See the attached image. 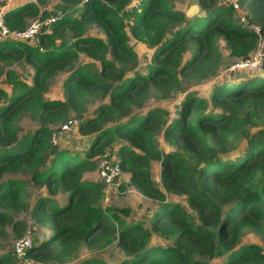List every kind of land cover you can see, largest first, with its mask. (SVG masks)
<instances>
[{
    "label": "trees",
    "instance_id": "1",
    "mask_svg": "<svg viewBox=\"0 0 264 264\" xmlns=\"http://www.w3.org/2000/svg\"><path fill=\"white\" fill-rule=\"evenodd\" d=\"M197 2L193 15L173 0H36L6 13L20 30L35 17L57 18L33 43L0 40V78L11 85L0 86V238L9 225L26 233L14 217L22 211L48 231L20 256L0 253V264H264V245L244 240L264 243V56L261 73L241 68L210 84L224 65L220 41L240 60L264 41V0ZM238 5L259 34L236 16ZM131 38L154 48L146 72ZM16 64L33 68L31 83ZM60 73L63 99H47ZM179 92L173 109L148 105ZM70 116L87 137L81 151L53 143L54 126ZM24 117L39 127L23 133ZM115 144L130 184L156 202L149 227L128 219L130 207L104 206L103 184L84 178ZM6 174L26 175L46 193L30 206L27 181ZM168 192L185 196L194 214ZM113 245L125 255L116 262L81 256Z\"/></svg>",
    "mask_w": 264,
    "mask_h": 264
},
{
    "label": "rangeland",
    "instance_id": "2",
    "mask_svg": "<svg viewBox=\"0 0 264 264\" xmlns=\"http://www.w3.org/2000/svg\"><path fill=\"white\" fill-rule=\"evenodd\" d=\"M4 0H0V10L4 6ZM36 1V0H32ZM58 0H50V3L53 4ZM237 0H219L221 3H236ZM8 3H6L7 5ZM173 5L176 9H179L181 11L186 12L188 15H193L197 12L199 5L197 0H173ZM194 9L193 11V8ZM6 10V9H5ZM246 13V10L244 8H241L239 5L237 6V13L236 16L240 18L241 21H244V15ZM61 15V12L58 11L57 16ZM37 18V17H35ZM35 18L29 19L30 24ZM52 18H57V17H52ZM45 21V20H44ZM91 33L101 36V32L97 27L91 28ZM7 37H3L0 35V40L5 39ZM7 39H13V38H7ZM17 40V39H13ZM19 40V39H18ZM17 40V41H18ZM24 41V40H21ZM35 41V40H34ZM34 41H26L29 43H33ZM130 43L133 45L134 49L138 52L139 57H140V64H139V69L142 72H146V64L151 60L154 48H151L147 46L144 43L138 42L134 40L133 38L130 39ZM220 48L223 52L224 55V65L223 68L220 70L219 76L215 79L210 81V84L217 83V81H222L223 75H227L228 73H232L235 70L241 69L240 67L237 66V63H239L241 60L237 59L235 57H232L230 54V50L226 48L223 42L220 41ZM264 55V41L261 42L259 45L257 51L252 54L250 57L254 58L257 57V60H259V56L262 57ZM255 59V58H254ZM91 61L88 57L85 55H81L80 63H85ZM14 69L18 71L24 78H27L29 83L32 81V76H33V68L31 66H21V65H14ZM261 69L255 70L251 75H256L261 73ZM66 77V73H60L53 81L52 85L49 89V91L45 94V97L47 99H63V81ZM5 78L2 77L0 78V86H2L5 90L10 92L11 90V85L5 82ZM224 79V78H223ZM229 79V80H228ZM228 82L231 83L232 78H228ZM193 89H198L199 91H203L202 85H197V86H192ZM185 88H189V85H185ZM201 89V90H200ZM181 92L175 94L172 98L166 99V100H151L148 105L150 106H163L169 109H173L176 103H178L181 98H182ZM95 106H92L91 109H94ZM69 120H72V125L68 127L66 130H62V124H58L54 126V135H55V142L53 143L57 144L61 148H65L68 150L72 151H81L83 148L85 149L87 147V137L82 135L79 131V121L75 119L73 116H70ZM21 126L23 128V133L27 131H33L37 127H39V123L32 120L29 117H24L21 121ZM159 140L161 141V137H159ZM162 145V143H161ZM160 145V146H161ZM164 145V143H163ZM162 147V146H161ZM119 148V144H115L113 149H108L107 152L102 155L98 156L95 161V166L90 169L88 172L85 173L84 178L86 180H93V181H98L103 184V190H104V196L102 198V203L104 206H116V207H130L132 208V213L128 219L130 220H140L143 221L144 225L149 227V219L150 216L152 215L156 202L153 201L151 198L147 197L144 195L141 191H139L135 186L130 184L131 180V173L127 171H122L120 177L117 179V181L113 185H107L103 183V180L100 176L99 173V164L104 158H108L109 160H119V156L117 155V149ZM160 170L161 166L158 161H152L151 162V173H152V179L156 183L158 187L162 188V178L160 175ZM8 178H22L27 181V187L28 190L31 194L29 196L28 200L30 203V206H33L35 200L39 195L42 193H46L45 189H40L35 187L30 181L29 177L23 174H6L3 179H8ZM2 180V179H1ZM0 180V181H1ZM123 185V186H122ZM57 198L60 200L64 199L62 194H58ZM168 198L170 201L173 202H179L182 204L184 207L187 208L189 212L192 214L193 211L189 207L187 200L185 196H179L172 194L168 192ZM15 220H24L28 224V229L26 230V233L23 234V236H18L14 230L13 226L9 225L8 226V236L4 238H0V253L3 252H13L16 254L20 253L17 252L16 249V243L19 239L22 237H28L31 242L34 239H43L48 235V231H46L45 227H42L38 224H36L31 216L30 211H22L20 213L14 214ZM245 241L248 243L253 242V243H258L264 245V243L260 240V238L257 235L254 234H249L245 236ZM163 241H161L159 238H153V241L151 244H161ZM81 256L84 257H90V256H95V257H102L104 258L107 262L113 261L116 262L122 258L125 257L124 253L118 249L115 245L110 246L106 250L102 252L98 251H89L87 249H83L81 251ZM16 264H32L27 261H18ZM46 264H54L51 262H48ZM67 264H75L73 263H67Z\"/></svg>",
    "mask_w": 264,
    "mask_h": 264
},
{
    "label": "built area",
    "instance_id": "3",
    "mask_svg": "<svg viewBox=\"0 0 264 264\" xmlns=\"http://www.w3.org/2000/svg\"><path fill=\"white\" fill-rule=\"evenodd\" d=\"M12 0H5V4L3 8L0 10V35L7 38L19 39L24 41H34L37 39V34L41 30V28L52 21L55 18H50L47 21H44L40 17L35 18L25 29H11L6 22V3L11 2ZM252 31L255 33H260L259 25L255 23H249L245 18L243 21ZM264 56V55H263ZM263 56H259V60L257 57L251 58L247 57L242 59L237 66L240 68H250L253 70H262L263 65ZM72 120L66 121L62 124V130L68 129L69 126L72 125ZM55 135L53 136V141L55 142ZM122 169L118 161L109 160L108 158H104L99 164V173L103 180L104 184L113 185L117 179L120 177ZM31 240L28 237H22L16 243L17 252L23 254L31 247ZM19 255V254H18Z\"/></svg>",
    "mask_w": 264,
    "mask_h": 264
},
{
    "label": "crops",
    "instance_id": "4",
    "mask_svg": "<svg viewBox=\"0 0 264 264\" xmlns=\"http://www.w3.org/2000/svg\"><path fill=\"white\" fill-rule=\"evenodd\" d=\"M32 0H12L7 5H5L6 13L10 10H14L19 8L20 6H23L27 2H31Z\"/></svg>",
    "mask_w": 264,
    "mask_h": 264
},
{
    "label": "water",
    "instance_id": "5",
    "mask_svg": "<svg viewBox=\"0 0 264 264\" xmlns=\"http://www.w3.org/2000/svg\"><path fill=\"white\" fill-rule=\"evenodd\" d=\"M194 9H196L195 7L193 8V11H194ZM188 14H190V13H188Z\"/></svg>",
    "mask_w": 264,
    "mask_h": 264
}]
</instances>
